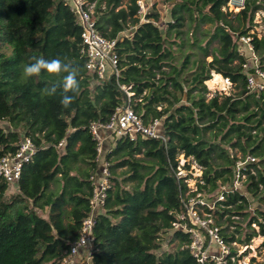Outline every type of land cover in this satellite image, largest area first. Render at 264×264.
I'll return each mask as SVG.
<instances>
[{
  "label": "trees",
  "instance_id": "16d2710c",
  "mask_svg": "<svg viewBox=\"0 0 264 264\" xmlns=\"http://www.w3.org/2000/svg\"><path fill=\"white\" fill-rule=\"evenodd\" d=\"M87 1L94 4L96 30L116 39V78L101 80L85 68L81 27L64 0H0V121L10 127L0 126V157L16 149L21 135L35 146L15 193L6 196L9 184L0 178V264H66L98 169L90 124L107 122L127 100L144 123L160 120L165 141L115 136L104 153L111 186L94 218L86 264H200L187 247L189 234L172 224L197 192L213 200L204 209L226 243L249 245L261 235L264 251V209L247 211V193L264 205V94L247 92L239 54V36L264 11V0H246L237 12L222 9L228 0H167L171 22L163 25L155 11L141 18L137 0ZM251 36L264 70V34ZM33 57L60 58L78 68L79 91L69 93L74 100L68 108L60 105L59 90L43 94L59 78H23ZM212 71L229 78L236 91L208 99ZM231 149L256 159L241 170L247 193L223 191L216 201L220 187H230L235 177L239 157ZM180 154L202 169L196 191L188 186V161L186 174H176ZM248 264L264 259L251 257Z\"/></svg>",
  "mask_w": 264,
  "mask_h": 264
},
{
  "label": "built area",
  "instance_id": "2783aa9c",
  "mask_svg": "<svg viewBox=\"0 0 264 264\" xmlns=\"http://www.w3.org/2000/svg\"><path fill=\"white\" fill-rule=\"evenodd\" d=\"M245 1L228 0L222 9L224 11H239L243 8ZM64 2L73 11L77 23L81 27L80 54L85 59V68L101 80L118 77V56L114 49L116 39H107L96 30L92 15L94 4L87 0H64ZM137 4L141 12L140 17L143 18L142 0H137ZM252 34L254 32L249 31L246 35L239 36V54L245 58V61L241 64L245 73V88L247 92L259 95L264 94V70L260 67L258 56L253 49L251 43ZM257 36L260 37L259 35ZM222 78L225 83L232 85L229 78ZM121 87L127 96L132 94V92L128 91L129 86ZM159 128L160 120L154 119L151 122L144 123L142 118L130 107L128 100L126 106L123 105L116 108L107 122L94 121L90 124V132L97 141L96 161L98 162L99 176L97 177L93 174L90 177L92 190L88 199L89 212L82 219L78 237L69 246V254L64 260L65 263L77 257L80 252H84V260L86 262L90 259L89 255L93 243L92 227L94 218L102 210L107 190L111 186V173L108 168V163L104 159H101L100 156L102 152L101 131L108 130L115 136H124L131 140L135 139L137 135H140L143 138H160L165 141ZM34 151L35 146L31 138L21 135L16 144V149L0 157V178L8 182L9 187L16 183L23 165L30 161ZM185 161L182 155V161L179 160V164L177 165V175L186 174L183 169ZM254 161L255 158L252 155L238 158L235 165L233 183L230 187H220L221 191L216 197V201L223 200V191L227 192L236 189L235 185L238 181L243 177L245 179V175L241 174V170L244 169L247 163ZM196 189L191 190L190 188V192L196 191ZM203 198V195L199 192L194 196L188 197L187 201L184 202L185 212L177 215L178 221L172 223L174 229H180L189 234L190 242L187 247L191 255L200 264H226L228 261L231 264H248L249 262L242 261L244 252L238 253L236 246L239 244L234 241L229 244L226 243L220 234L219 226L215 224L213 217L205 211L204 206L212 208L214 202L208 204ZM248 246L243 245L242 248L245 250Z\"/></svg>",
  "mask_w": 264,
  "mask_h": 264
},
{
  "label": "rangeland",
  "instance_id": "374dc122",
  "mask_svg": "<svg viewBox=\"0 0 264 264\" xmlns=\"http://www.w3.org/2000/svg\"><path fill=\"white\" fill-rule=\"evenodd\" d=\"M142 6H143L142 14L143 13L145 14V13L150 12V11L151 12H154V11L157 12L159 15L158 21L161 25H163L165 22H167V23L171 22L169 20V2L167 0H142ZM232 11H234V10H232ZM234 12H237V11H234ZM234 22H236V21L234 20ZM253 22H254V24L251 26L249 31L254 32L259 36L263 35L264 34V11L263 10L255 13ZM124 33H127V32H124ZM216 44H217L216 42L213 43V45H216ZM210 59H211V57L208 56L207 60H210ZM205 84H206L207 89H208V92H207V98L208 99L212 96H215V95H219L220 97H223L224 95H228L230 92L236 91V88L233 85H228L227 83H225V81H224V88L216 87V88L211 89V88H209L207 83H205ZM0 126H2L5 130H8L10 128L6 121H0ZM205 136L208 137L209 132H207ZM230 152L233 155H236L238 157H242L241 153L237 149H231ZM179 159L182 161V154L179 155ZM185 160L188 161V163L190 164L189 165L190 171L188 172V174L190 175V178L188 179V185L191 188V190H195L196 189V182H197L198 177L202 173V169L194 160H192V158H187ZM255 161H256V159H255ZM118 171H120V170H118ZM126 185L131 186L132 183L127 182ZM235 187H236V189H238L244 193H247L246 187H245L244 177L238 181V183L235 185ZM51 188H53V189L55 188L54 184H51ZM15 190L16 189L14 187H12V186L9 187L6 191V196L15 193ZM247 197H248L247 211L254 210V208L256 206H259L262 209H264V205L257 203L256 199L254 197L250 196L249 193H247ZM203 200L206 201L205 198H203ZM206 202L208 204H212L213 200L212 201H206ZM231 219L236 221V222L242 221L241 216H232ZM221 224H222V227H225L228 224V222L226 221V217H223L221 219ZM254 227L256 230H258L257 225H255ZM232 230H234V226L228 225L227 231L231 232ZM262 240H263V236L257 235L254 238H252L247 249L244 250L242 248V246H240V245L236 246L238 253L246 252V254L242 256V261L249 262L251 257H255V260L257 262H261L264 259V251L262 249H259V245L261 244ZM163 247H165V243H164ZM68 263L69 264H86V261L84 260V257H75V258L71 259V261ZM68 263H66V264H68Z\"/></svg>",
  "mask_w": 264,
  "mask_h": 264
},
{
  "label": "clouds",
  "instance_id": "9594fccd",
  "mask_svg": "<svg viewBox=\"0 0 264 264\" xmlns=\"http://www.w3.org/2000/svg\"><path fill=\"white\" fill-rule=\"evenodd\" d=\"M34 62L26 64L22 69V75L25 80L32 77H39L42 73L50 78H59L57 83L52 84L43 90L46 96H55L60 92V105L68 108L74 100V95L79 91L78 68L72 64L63 62L60 58L44 59L32 58Z\"/></svg>",
  "mask_w": 264,
  "mask_h": 264
},
{
  "label": "crops",
  "instance_id": "0c3cea01",
  "mask_svg": "<svg viewBox=\"0 0 264 264\" xmlns=\"http://www.w3.org/2000/svg\"><path fill=\"white\" fill-rule=\"evenodd\" d=\"M211 76H213V72L211 73ZM220 76L222 77V75L220 74ZM206 83V82H205ZM160 108V107H159ZM101 135H102V141H101V145H102V152L100 154L101 159H103L104 157V153L108 150V148L113 144L114 142V138L115 135L112 134L110 131L108 130H102L101 131ZM95 175L98 177L99 176V169H97V171L95 172ZM12 187L15 188V186L13 185ZM16 191V190H15ZM83 257L84 256V252H80V254L77 257Z\"/></svg>",
  "mask_w": 264,
  "mask_h": 264
},
{
  "label": "bare ground",
  "instance_id": "6f19581e",
  "mask_svg": "<svg viewBox=\"0 0 264 264\" xmlns=\"http://www.w3.org/2000/svg\"><path fill=\"white\" fill-rule=\"evenodd\" d=\"M206 83L211 89L216 88V87L224 88V80L216 72H213L212 78L207 80Z\"/></svg>",
  "mask_w": 264,
  "mask_h": 264
},
{
  "label": "water",
  "instance_id": "95a60500",
  "mask_svg": "<svg viewBox=\"0 0 264 264\" xmlns=\"http://www.w3.org/2000/svg\"><path fill=\"white\" fill-rule=\"evenodd\" d=\"M127 105V101L124 103V106H126Z\"/></svg>",
  "mask_w": 264,
  "mask_h": 264
}]
</instances>
